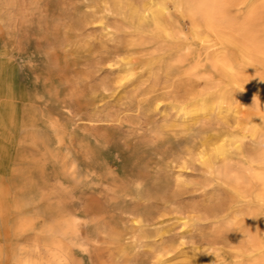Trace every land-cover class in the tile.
<instances>
[{"label": "rangeland", "instance_id": "obj_1", "mask_svg": "<svg viewBox=\"0 0 264 264\" xmlns=\"http://www.w3.org/2000/svg\"><path fill=\"white\" fill-rule=\"evenodd\" d=\"M154 1L190 35L174 0ZM212 1L236 24L255 14L264 41V0ZM107 6L0 0V264H176L199 256L201 264L258 263L264 252L245 248L264 231V200L232 201L228 184L203 163L223 144L208 131L216 112L204 116L194 101L167 95L149 109L143 99L174 89H163V73L146 63L157 43L146 35L144 47H131L134 30ZM206 32L209 41L189 46L201 58L215 49L217 33ZM211 57L202 60L205 77L213 75ZM246 72L240 78L257 90L263 73ZM242 92L213 93V107L246 109ZM245 127L235 145L254 147ZM193 141L204 142L201 153L170 168Z\"/></svg>", "mask_w": 264, "mask_h": 264}, {"label": "bare ground", "instance_id": "obj_2", "mask_svg": "<svg viewBox=\"0 0 264 264\" xmlns=\"http://www.w3.org/2000/svg\"><path fill=\"white\" fill-rule=\"evenodd\" d=\"M105 2L108 4L106 10L118 15L123 24L134 30L131 35L132 41L129 43L131 47H144L142 44L145 45V43H142L140 38L144 36L145 39L146 35L149 36L150 42L152 40L157 43V47H155L158 49V54L146 63L150 70L156 69L163 73L165 78V84L162 83L163 89L169 87L174 89L170 91V88L166 93L162 90L160 94H156L159 89L153 91L155 95L143 99V101L146 100L148 108L155 110L160 101L159 97L163 96L165 99L167 95L170 96L168 99L172 97L174 102H179L181 105L194 101L204 116L216 112V127L210 128L208 131L214 133L212 138L216 142H223V144L221 143L222 145L214 149L216 156L203 162L204 165L206 164L210 175L212 174L215 178L228 184L232 201L240 202L241 199L247 197L254 201L264 200V77L257 83V90H251L250 87L253 85L247 83V80H242V77L240 78V75H245L249 69H258L264 75V41L256 34V28L262 23L257 21L256 15H251L249 21L241 25L233 23L227 11L212 0L211 2L209 0H174L173 8L180 15L188 16L191 23V33L186 36L184 33L182 34L183 31L178 29L179 26L174 25V21L169 23L165 20L170 15L166 16L164 13L167 9L164 2L160 3L154 0H140L137 4L131 0H105ZM204 29L206 30L204 31ZM206 31L214 35L217 33L213 41L211 40L213 45H210L215 49L201 58L199 54H192L190 51L192 48L190 49L189 46L205 39V41H209L211 38ZM224 33H227V37H221ZM148 36H146L147 39ZM139 49L128 50L127 54L138 52ZM196 52L195 54H197ZM211 54V59L214 60L213 75L205 77L203 76L202 60L209 59ZM111 61L114 59L108 60L109 65ZM230 87L245 90L242 92L241 98L246 109L233 112L230 108L221 107V102L213 107L214 97L212 94L218 92V98L221 99L220 94ZM239 113L242 116H238ZM197 123H199L198 120ZM242 126H246L245 129L250 131V137L256 143L254 147L247 148L241 141L235 145L237 143L235 134ZM203 144V141L190 142L183 151L181 150L182 155L177 157V160L170 162V168L175 165L177 167L187 165L188 159L201 153L200 149ZM218 156L221 158H217ZM167 166L169 167V165ZM231 209L233 210V207H229L228 212ZM241 227L246 228L247 225ZM253 247L260 256H263L264 231H260L258 237L251 240L245 251H252ZM259 260L256 264H264L263 257ZM201 262L202 257L199 256L195 260L187 258L176 264H201Z\"/></svg>", "mask_w": 264, "mask_h": 264}]
</instances>
